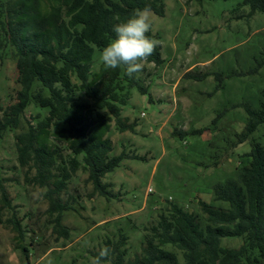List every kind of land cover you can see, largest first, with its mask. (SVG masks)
Here are the masks:
<instances>
[{
	"label": "rangeland",
	"instance_id": "obj_1",
	"mask_svg": "<svg viewBox=\"0 0 264 264\" xmlns=\"http://www.w3.org/2000/svg\"><path fill=\"white\" fill-rule=\"evenodd\" d=\"M163 3V15L151 11V32L160 42L163 62L145 63L137 75L147 91L131 87L121 106L122 116L135 123V129L120 131L112 120L108 133L111 155L126 156L103 177L108 196L92 194L94 186L83 167L73 175L60 195L71 207L62 216L68 236L54 231L55 214L47 211L48 187L26 182V169L18 160L16 134L36 125L48 109L31 103L22 126L0 139V185L13 206L1 207L0 264H91L94 252L108 239L127 249L128 262L141 253L147 229L171 204L205 220L200 201L229 207L215 199V185L238 179L252 141L264 145V122L240 142L249 119L247 106L259 110L264 97V11L251 13L244 0ZM103 49L95 47L93 79L106 73L100 59ZM17 77L16 60L7 49L0 60L4 107L16 100ZM78 96L87 100L83 92ZM63 153L69 155L66 147ZM1 194L0 188V206ZM13 213L22 223V235L8 221ZM242 242V236L221 239L225 247L237 248ZM164 248L176 251L183 261L180 250L171 244Z\"/></svg>",
	"mask_w": 264,
	"mask_h": 264
},
{
	"label": "trees",
	"instance_id": "obj_2",
	"mask_svg": "<svg viewBox=\"0 0 264 264\" xmlns=\"http://www.w3.org/2000/svg\"><path fill=\"white\" fill-rule=\"evenodd\" d=\"M244 3L250 5L251 13L264 11V0ZM146 6L164 14L163 0H0V60L11 49L20 85L13 103L0 104V139L8 130L22 126L31 103L48 109L42 119L37 113L36 125L16 134V144L26 182L48 187L47 211L55 214L54 231L63 236L69 235V227L62 223V216L71 207L61 200V193L83 167L94 186L92 194H110L103 177L126 156L111 155V121L120 131L134 130L135 123L122 116L121 106L131 87L147 91L137 74L126 75L124 66L106 69L103 65L105 75L91 78L95 47L105 48L115 38L113 25ZM148 36L154 35L150 31ZM148 62H163L158 47ZM79 92L87 100H81ZM247 111L249 119L240 142L264 122V97L259 110L247 106ZM65 147L69 155L63 153ZM244 156L248 162L240 167L238 179L214 187L215 199L228 202L229 207L200 201L205 220L171 204L168 213H161L147 229L141 253L126 262L127 249L108 239L105 247L112 250L108 259L114 264H264V145L252 141ZM0 186L1 222V207L13 206L6 188ZM8 221L22 235L23 226L15 213ZM227 236H242L243 242L237 248L222 246L221 239ZM167 244L180 250L183 261L176 251L164 248Z\"/></svg>",
	"mask_w": 264,
	"mask_h": 264
},
{
	"label": "clouds",
	"instance_id": "obj_3",
	"mask_svg": "<svg viewBox=\"0 0 264 264\" xmlns=\"http://www.w3.org/2000/svg\"><path fill=\"white\" fill-rule=\"evenodd\" d=\"M150 7L136 9L124 22L113 25L115 38L102 50L100 59L106 69L125 67L126 75L133 78L143 71L148 58L154 54L159 41L148 36L152 29ZM119 20V17H116ZM111 249L103 247L91 264H109Z\"/></svg>",
	"mask_w": 264,
	"mask_h": 264
},
{
	"label": "built area",
	"instance_id": "obj_4",
	"mask_svg": "<svg viewBox=\"0 0 264 264\" xmlns=\"http://www.w3.org/2000/svg\"><path fill=\"white\" fill-rule=\"evenodd\" d=\"M151 190V189H150Z\"/></svg>",
	"mask_w": 264,
	"mask_h": 264
}]
</instances>
